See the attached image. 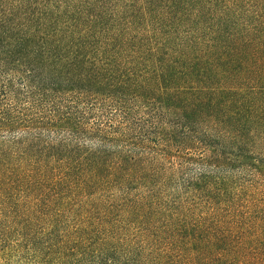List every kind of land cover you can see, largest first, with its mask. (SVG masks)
Here are the masks:
<instances>
[{"label": "trees", "instance_id": "obj_1", "mask_svg": "<svg viewBox=\"0 0 264 264\" xmlns=\"http://www.w3.org/2000/svg\"><path fill=\"white\" fill-rule=\"evenodd\" d=\"M0 264H264V0H0Z\"/></svg>", "mask_w": 264, "mask_h": 264}]
</instances>
